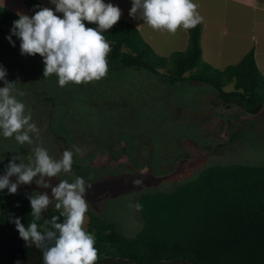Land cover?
Segmentation results:
<instances>
[{"label": "rangeland", "instance_id": "rangeland-1", "mask_svg": "<svg viewBox=\"0 0 264 264\" xmlns=\"http://www.w3.org/2000/svg\"><path fill=\"white\" fill-rule=\"evenodd\" d=\"M234 1L192 0L198 6L197 12L202 17L199 41L201 59L211 67L222 70L228 65L238 63L252 49L255 63L264 76V0H247L253 3L252 7L242 6ZM106 2L121 9L120 19L136 26L143 40L157 55L167 58L171 53L187 48V30L179 28L175 34L154 31L142 21L129 16L131 0ZM46 6L54 11L55 7ZM9 10L18 15L16 11L10 8ZM54 14L62 17L61 13ZM6 37L8 36L0 32V66L6 69L5 79L15 83L12 94L25 104L26 115L31 112V123L38 124L37 128L43 129L48 121L56 140L67 147V150L73 151L72 171L70 174H58L60 181L67 180L72 183L76 177H83L90 184L99 181V174L106 170L115 175L118 171H124L123 174L129 176L133 168H150L152 175L140 173L132 177L126 185L112 181L109 184L112 194L108 195L104 205L98 210L88 203L94 214L99 213V216L113 222L124 235L130 236L138 232L143 223L140 211L135 208L140 196L148 192L168 191L177 184L173 183L174 181L169 183V180H162L171 173L169 165L176 166L180 157L174 154L173 149L181 151L180 146L183 145L184 139L196 143L205 141L195 121H180L176 117V96L196 112L202 113L204 107H198L199 99L201 96L215 98L216 90L204 84L197 85L193 81H181L171 85L161 83L163 81L159 80L161 77H157V74L127 67L119 62H108L107 75L100 80L81 84L68 83L60 87L55 74L43 76V58L39 54L21 55L20 47L15 43V46L10 44ZM3 86L4 81L0 80V87ZM20 92L23 93L22 96L18 95ZM196 94H199L200 98L197 99ZM170 103L171 111L166 109ZM43 130L47 135L48 132ZM30 134L33 141L31 145H36V134ZM73 135L82 140V144L88 148L86 154L78 156L75 151L76 137ZM132 137L143 145L147 143V148L150 146L149 151L143 150L142 147L134 151ZM11 139L13 140L14 136ZM5 140H8L9 144H6ZM120 142L128 147L124 163H116L110 159L106 167H102L92 161L102 147H116ZM92 143L94 146H90ZM12 144L10 138L0 134L2 170H6L13 156L18 157L17 163L24 164H28L29 157H34V148L19 145L21 149L18 150V147ZM229 146H232L231 152L217 157L218 159L208 158L204 166L231 162L264 165V133H250L247 140ZM180 169L177 172L179 175L185 174L186 178L178 183L195 178L202 170L196 169L187 177L186 167L180 166ZM52 178L56 180L55 177ZM52 178L46 177L45 181L53 185ZM38 179L39 176L34 177V180ZM137 180L141 181L138 185L134 183ZM55 202L52 200L51 203ZM85 215L86 229L88 215Z\"/></svg>", "mask_w": 264, "mask_h": 264}, {"label": "trees", "instance_id": "trees-1", "mask_svg": "<svg viewBox=\"0 0 264 264\" xmlns=\"http://www.w3.org/2000/svg\"><path fill=\"white\" fill-rule=\"evenodd\" d=\"M24 2L31 16L44 8L37 0ZM18 18L0 6V32L9 36ZM84 23L86 27H97L95 23ZM187 32V48L164 58L153 52L136 26L119 19L102 33L111 47L107 61L157 74L168 84H204L223 97L230 96L251 110L257 109L264 102V76L255 63L253 50L238 63L218 70L201 59V24ZM12 40L20 47L16 36ZM225 87L229 90L224 91ZM36 195L29 190H17L15 194L7 189L0 191V264H43L41 250L26 246L15 224L9 222L10 217H19L27 228L33 222L28 197ZM138 202L143 223L130 236L88 208L85 230L95 237V264H264V165L212 164L168 191L143 193ZM55 203H50L36 221L38 231H43L45 220L60 217ZM63 220L60 217L57 222Z\"/></svg>", "mask_w": 264, "mask_h": 264}, {"label": "clouds", "instance_id": "clouds-1", "mask_svg": "<svg viewBox=\"0 0 264 264\" xmlns=\"http://www.w3.org/2000/svg\"><path fill=\"white\" fill-rule=\"evenodd\" d=\"M51 3L55 5L54 11L40 8L31 17L18 14L6 39L13 46L12 36L20 40L21 55L39 54L43 58V76L55 74L60 87L105 77L111 47L102 33L119 21L121 9L103 0H51ZM197 7L192 0H131L129 16L154 31L175 34L179 28L189 30L202 21ZM54 12L61 13L62 17ZM84 21L95 23L97 27H86ZM5 77L6 69L0 66V80L4 81V86L0 87V134L5 138L14 136L19 145L32 144L30 133L38 137L39 129L30 122L31 112L25 114V104L12 94L15 83ZM75 151L79 153L81 149ZM33 153L28 164L17 163V156L9 160L5 173L0 175V191L7 189L9 194H15L19 185L30 184L37 176V184L49 188L46 177L72 171L71 150H65L60 160L52 159L43 147H35ZM11 177H16V181L12 182ZM134 183L138 185L141 181ZM89 188L91 185L83 177H76L72 183L62 180L51 187V199L47 193L28 197L33 222L27 228L19 217H10L9 222L15 224L26 246L34 245L41 250L43 264H95L97 261L95 237L84 228L89 208L85 195ZM53 199L64 220L57 222L60 217L53 216L51 221H44L43 231H38L36 221ZM135 208L139 211L141 206L136 204Z\"/></svg>", "mask_w": 264, "mask_h": 264}, {"label": "flooded vegetation", "instance_id": "flooded-vegetation-1", "mask_svg": "<svg viewBox=\"0 0 264 264\" xmlns=\"http://www.w3.org/2000/svg\"><path fill=\"white\" fill-rule=\"evenodd\" d=\"M163 79V77L159 78V80L163 81L161 83H168L166 80ZM227 90L229 89L224 88V91ZM215 94L216 97L212 99L205 96H201L200 98L198 97L200 95L196 94V98H200V105L198 107H200L201 109L204 107V111L202 113L201 111L196 112L194 109L189 107L187 104L184 103L185 101L181 100L176 94V97L178 98L175 102L176 106L174 105L175 114L177 115L176 117H178L180 121H195L199 125L200 133L205 141H200L196 143L191 140L184 139L183 145L180 146L181 151H175V149H173L174 154L180 156L178 158L176 166L169 165L171 173H169L162 180H169V183L174 181L173 183H176L181 179L186 178L185 174L179 175V173L177 172L178 170H181L180 166L186 167L185 171H187L188 177V175L191 174L192 171L196 169L205 168L204 163L208 158L211 159V157H215L212 159H218L217 157H221L227 154L228 152H231L230 150H232V146H229V144L240 143L244 140H247L249 138L250 133H255V135L264 133V102H262L257 109L251 110L247 108L242 101L230 98V96L228 98L223 97L217 90ZM170 102H172V97ZM166 109L171 111V103L169 107H166ZM47 123L48 121H46V126L45 128H43L45 129V131L48 132L47 135L45 134L42 128L38 127L39 136L37 137L36 145L35 143L34 145L25 143L21 146H25L27 148H35L37 146L43 147L47 150L49 156L52 159L60 160L62 158L63 152L67 150V147H65L58 140H56L57 138H55L54 136L55 133L51 132L49 123ZM36 126H38V124ZM33 135H35V133H33ZM30 136L32 137L31 134ZM73 137L76 136L73 135ZM238 138L241 139L237 140ZM75 139V147L81 149V152L77 153L78 156L86 154L88 152V148H86L85 145L82 144V140L78 139L77 137ZM5 141L6 144H9L8 140ZM10 142L13 143V146L18 147V150L21 149L15 139L12 140L10 138ZM131 142L134 145V151H138V149H140L141 147L143 148V150L146 149V151H149L150 149L149 145L147 148V143L143 145L135 137H132ZM90 146H94L93 143ZM96 151L97 149H95V152ZM127 152L128 147L126 146V144L121 142L117 143L116 147L111 146L108 148L104 146L99 151H97L92 161H95L94 163H97L98 166L102 167H106L105 165L109 163L110 159L115 160L116 163H124V161L127 159ZM210 159L209 161L211 162ZM173 171H175L174 174ZM123 172L124 171H118L115 175L114 173H109L106 170L99 174L98 178H100V180H96L90 183L91 188L87 190V193L85 195L86 202L91 204L93 206V209L98 210L101 206L104 205V202L106 201L108 195L112 194V187L109 185L112 181L116 180V182H120L119 184L126 185L128 184V182L131 181L130 179L132 177H134L135 175H140V173L142 175H152V173H150L149 167H145V170L143 168H133V171L130 172L129 176L124 175ZM4 173L5 170H2L0 168V175H3ZM55 178L56 180L52 178L54 184L50 185L49 188H44L42 185L37 184V181L33 179L30 184L19 185L17 190H29L35 192L37 195L47 193L49 198L51 199V187H55L60 182L58 176H56ZM10 180L12 182H15L16 177H11Z\"/></svg>", "mask_w": 264, "mask_h": 264}, {"label": "crops", "instance_id": "crops-1", "mask_svg": "<svg viewBox=\"0 0 264 264\" xmlns=\"http://www.w3.org/2000/svg\"><path fill=\"white\" fill-rule=\"evenodd\" d=\"M39 1L44 8H47L46 5H50L52 7H55L54 4L51 3V0H37ZM108 1V0H107ZM236 3L242 5V6H253V3L247 0H235ZM234 1V2H235ZM104 3H108L106 2V0H103ZM0 5L6 9H12L14 11H16L18 14H23V15H30V9L27 6V4L24 2V0H0Z\"/></svg>", "mask_w": 264, "mask_h": 264}]
</instances>
